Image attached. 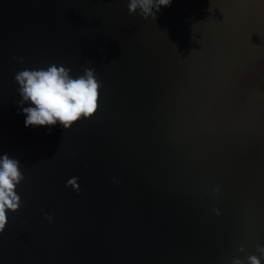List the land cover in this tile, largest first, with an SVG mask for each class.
<instances>
[{
    "label": "water",
    "instance_id": "1",
    "mask_svg": "<svg viewBox=\"0 0 264 264\" xmlns=\"http://www.w3.org/2000/svg\"><path fill=\"white\" fill-rule=\"evenodd\" d=\"M128 3L0 0V155L25 177L0 264L260 256L264 0H172L155 20ZM52 64L95 69L97 112L26 127L15 74Z\"/></svg>",
    "mask_w": 264,
    "mask_h": 264
},
{
    "label": "clouds",
    "instance_id": "2",
    "mask_svg": "<svg viewBox=\"0 0 264 264\" xmlns=\"http://www.w3.org/2000/svg\"><path fill=\"white\" fill-rule=\"evenodd\" d=\"M172 0H129L130 15L139 12L145 20L156 19L162 7H169ZM20 63L24 58H19ZM90 63V62H89ZM72 69L63 65L52 64L47 69H23L15 74L17 89L22 98L18 104L25 115V126H55L71 129L81 118L92 117L98 109L101 84L95 69L85 67L83 75L74 77ZM28 104V107H24ZM51 134V127H49ZM25 177L21 170L20 161L7 153L0 155V233H3L9 222L8 212L15 213L22 205V198L17 193V187ZM67 187L79 193V177L67 181ZM219 193L220 189L215 190ZM217 210V215H219ZM45 219L51 221L52 216L45 213ZM243 246L239 252L244 253ZM257 255H248L246 261L234 258L231 264H262L264 246H258Z\"/></svg>",
    "mask_w": 264,
    "mask_h": 264
},
{
    "label": "trees",
    "instance_id": "3",
    "mask_svg": "<svg viewBox=\"0 0 264 264\" xmlns=\"http://www.w3.org/2000/svg\"><path fill=\"white\" fill-rule=\"evenodd\" d=\"M263 89H264V85H263Z\"/></svg>",
    "mask_w": 264,
    "mask_h": 264
}]
</instances>
